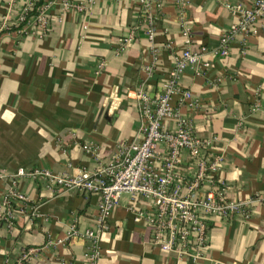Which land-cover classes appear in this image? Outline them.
Wrapping results in <instances>:
<instances>
[{
  "label": "crops",
  "instance_id": "crops-1",
  "mask_svg": "<svg viewBox=\"0 0 264 264\" xmlns=\"http://www.w3.org/2000/svg\"><path fill=\"white\" fill-rule=\"evenodd\" d=\"M59 1L39 0L47 3L50 18L42 34L32 31L33 24L25 31L0 30V170L7 175L32 167L93 172L119 144L136 138L135 91L152 98L161 89L186 45L183 24L199 61L184 66L179 83L197 106L180 102L178 93L170 102L187 116L195 136L213 138L208 152L221 155L215 174L229 198L248 202L247 214L211 217L204 256L191 260L149 242L148 229L132 219L129 208L141 207L140 197L131 202L121 193L101 228L98 192L56 189L23 175L16 187L27 201L13 202L9 228L0 221V264H12L21 246L37 248L30 264H89L88 242L80 235L85 228L98 235L96 264H264L261 18L253 32L236 31L224 55L213 52L219 34L238 20L224 3L246 7L252 0H71L80 8H61ZM4 11L0 0V19ZM145 13L151 36L144 30ZM83 143L98 154L83 150ZM187 160L183 153L182 168L189 167ZM6 182L0 179V198Z\"/></svg>",
  "mask_w": 264,
  "mask_h": 264
},
{
  "label": "built area",
  "instance_id": "built-area-1",
  "mask_svg": "<svg viewBox=\"0 0 264 264\" xmlns=\"http://www.w3.org/2000/svg\"><path fill=\"white\" fill-rule=\"evenodd\" d=\"M5 11L0 19V30L13 26L17 31H25L33 24V30L42 34L50 23L46 15V2L39 0H3ZM61 8L79 3L60 0ZM224 6L238 15L237 23L223 30L218 37V45L213 52L224 55L228 42L238 31L247 35L254 31L256 20L264 25V0H252L250 6L235 7L229 2ZM145 33L151 36L149 18L144 14ZM182 22V21H181ZM181 34L186 45L175 57L173 65L166 73V79L158 93L149 98L142 89L135 91L139 123L136 138L122 142L100 163L93 172L79 170L75 173L53 172L44 167L18 168L12 174L0 170V179L7 180L6 188L0 198V221L9 228L13 224V202L25 204L26 195L17 190V178L28 176L38 178L48 187L56 189L76 188L82 192L96 191L99 194L96 221L99 227L107 226L106 219L111 209L118 204L119 195L127 193L132 202L140 197L141 207L129 205L132 219L142 221L149 232V242L162 251L173 252L177 256L191 260L204 256L209 221L211 217L230 218L235 213L245 216L248 202L232 199L226 195V185L217 176L221 159L218 153L208 152L212 137L200 138L192 132L187 116L170 102L173 93L180 95L179 101L191 107L197 100L191 92L179 83V75L187 63H196L199 52L187 45L189 30L182 24ZM131 35L122 39L127 43ZM204 47L200 48V52ZM204 65L206 62H202ZM101 62L98 63V66ZM257 99L253 101V107ZM173 125L168 127L166 121ZM81 148L97 155L96 147L83 143ZM183 153L188 158V166L182 168ZM32 211L34 207L32 206ZM75 230L71 228L70 233ZM80 235L87 239L85 257L89 264H96L99 254L98 235L95 230L85 228ZM37 248L21 246L12 264H30Z\"/></svg>",
  "mask_w": 264,
  "mask_h": 264
}]
</instances>
